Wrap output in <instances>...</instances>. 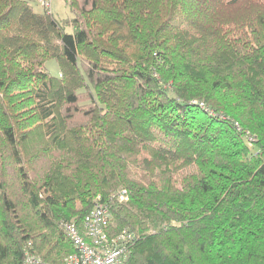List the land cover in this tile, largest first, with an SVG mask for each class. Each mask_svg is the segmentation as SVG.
<instances>
[{
  "label": "trees",
  "instance_id": "trees-1",
  "mask_svg": "<svg viewBox=\"0 0 264 264\" xmlns=\"http://www.w3.org/2000/svg\"><path fill=\"white\" fill-rule=\"evenodd\" d=\"M66 4L0 0V264H63L97 196L125 264H264V0Z\"/></svg>",
  "mask_w": 264,
  "mask_h": 264
},
{
  "label": "built area",
  "instance_id": "built-area-1",
  "mask_svg": "<svg viewBox=\"0 0 264 264\" xmlns=\"http://www.w3.org/2000/svg\"><path fill=\"white\" fill-rule=\"evenodd\" d=\"M249 141L252 142L253 139L249 138ZM111 199L119 204L126 203L128 192L126 189H120L108 198ZM110 220L106 200L97 196L90 212L83 220L81 229L75 223L62 221L61 227L74 250L64 259L63 264H125L129 259L135 234L124 229L117 235L110 236L107 232ZM23 264L46 263L26 251Z\"/></svg>",
  "mask_w": 264,
  "mask_h": 264
},
{
  "label": "rangeland",
  "instance_id": "rangeland-1",
  "mask_svg": "<svg viewBox=\"0 0 264 264\" xmlns=\"http://www.w3.org/2000/svg\"><path fill=\"white\" fill-rule=\"evenodd\" d=\"M28 1H29L30 5L32 6L33 11L35 13H37V14H42V13L51 14V15L54 16V18H56L58 20H61V21L72 18V15H71V13L69 11V8H68V6L66 4L67 0H28ZM43 3H46V5L43 4ZM65 32H66V34H71L72 33V29L70 27H67V28H65ZM45 69L47 70V72L51 76H54V77L55 76H59L58 75L59 74V70H58V66H57V63H56L55 60L47 61L45 63ZM249 138H252L253 141L255 140L254 137L248 135V137H247L248 145H250L249 142H251V141H249ZM250 149H251V151L253 153L256 152V149H254L252 147H250ZM145 157H146V155L143 154L141 159H143ZM130 175H131V177H134V178L137 177V174L135 172L134 173L131 172ZM121 189H123V188H121ZM118 190H120V189H118ZM96 198L97 197H95L93 199V201ZM93 201H92V204H93ZM29 248H30V244H28V247H27L26 251L31 252ZM25 252H24V254H25ZM63 263H64V260H63Z\"/></svg>",
  "mask_w": 264,
  "mask_h": 264
}]
</instances>
